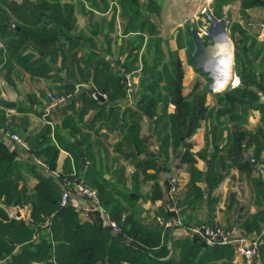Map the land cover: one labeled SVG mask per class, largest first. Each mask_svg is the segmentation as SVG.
I'll list each match as a JSON object with an SVG mask.
<instances>
[{
    "label": "trees",
    "instance_id": "trees-1",
    "mask_svg": "<svg viewBox=\"0 0 264 264\" xmlns=\"http://www.w3.org/2000/svg\"><path fill=\"white\" fill-rule=\"evenodd\" d=\"M35 1L32 4L29 0H0V70L5 71L6 82L11 84L12 76L20 72L32 78H51L54 66L61 61V69L74 78V82H69L67 86L69 91H74L77 84L75 79L79 77V85L92 84L93 90L106 94L107 99L105 103H100L92 96V91L82 92L81 111L76 116L73 115L76 102L73 100L62 112L60 127L55 129L58 147L48 138L51 127L47 126L37 139L38 146L33 148L29 145L32 155L23 162L18 160V157L21 158L20 150H11L0 137V264H168L163 263L160 256L153 252L157 247H164L161 237L163 229L146 227L136 219L131 211L132 207L129 210L118 198L120 192L116 191L115 185L117 187V183L123 182V177L115 183L106 180L104 175L109 168L107 169L103 159L95 154L91 144H86L81 139L74 141V136L77 132L81 133L78 126H90L93 130L95 126H101L113 131L119 127L126 130L122 133V141L114 146V150L142 153L144 146L141 131L143 117H147L154 121L158 129L162 149H166L169 145L167 142L172 139L176 153L181 142L191 138L198 130L199 126H188V120L195 112L196 101H192L191 97L183 100L180 121L175 115L166 114L169 103L177 104V97L172 92L170 100H164L160 91L161 81L165 79L158 74L160 60L164 56L162 50L157 58H152L151 64L143 61L141 95L136 100L135 110L122 109L120 102L127 98L123 75L116 72L100 52H85L82 45L84 38L71 34L77 23L75 6L67 2L61 3L60 0ZM132 1L136 7L137 1ZM218 1L220 8L223 3L234 0ZM128 11L135 12L129 13L132 17L129 25L137 24L142 17L140 11L133 8ZM214 15L221 19L219 12H214ZM139 29L141 32L147 29L149 34L150 29L151 33L153 31V25L145 19ZM236 32L232 33L231 39L236 48L235 63L241 85L221 95L218 109L212 113L215 126L210 128L206 138L211 141L213 150H206L205 158H209L206 171L201 172L195 166L191 145L186 144L181 155L182 163L188 166L192 176V187L198 189V182L206 184L211 207L217 203L212 198L214 190L234 167L250 176L260 164L264 165V49L260 47L253 50L255 39L241 31L238 37ZM191 36L193 38L192 33ZM207 38L210 39L208 36ZM143 40L140 37L129 52L124 64L128 73L135 69L139 61ZM157 41L154 46L161 51V41ZM250 49L253 50L252 56ZM170 83L172 82L168 83L169 87H172L173 83ZM1 93L0 89V106H3ZM160 108L162 113H159ZM256 109L262 114V126L252 132L247 126L248 116ZM91 110L95 111V115L86 125L85 116ZM163 117L170 118L174 123L168 135L165 132L167 126L159 125ZM230 122L235 126H226ZM13 125L14 120H9L0 109V127L13 132ZM74 127L77 128L75 131ZM94 131L100 133L99 129ZM60 149L70 153L80 168L81 153L88 157L90 164L86 170L75 176L97 190L101 205L111 219L118 223L122 233L113 234L109 228L104 227L95 211L89 212L94 221L88 222L81 220V211L60 206L63 193L60 178L54 174H46L34 161L35 158L39 159L54 172ZM249 150L252 155L246 158ZM150 165L155 167L151 159L138 166L143 170L146 180L154 176L146 172ZM61 175L70 176L72 173ZM30 176L37 180L33 188L28 186ZM254 182L261 188L263 194H260V198L264 199V179L260 176ZM10 209H14L13 213L25 210L27 217H12ZM254 218L242 223L244 232L261 230L264 216ZM128 239L131 241L128 242ZM169 264H175V261L171 260ZM177 264H188L187 258H181Z\"/></svg>",
    "mask_w": 264,
    "mask_h": 264
},
{
    "label": "crops",
    "instance_id": "crops-1",
    "mask_svg": "<svg viewBox=\"0 0 264 264\" xmlns=\"http://www.w3.org/2000/svg\"><path fill=\"white\" fill-rule=\"evenodd\" d=\"M136 1L138 5L135 7L132 0H74L77 20L74 35L82 38L79 34H83L84 41L82 45L85 52L91 50L100 52L105 59L110 61L114 70L123 75L125 88L128 75H131L134 83H137L140 73L143 71V62L141 63L140 58L133 71L128 73L124 68L129 52L133 49L126 50V38L143 33L139 29L142 22L129 25L132 20L129 13L133 12H129L128 9L133 8L135 10L142 7L143 0ZM164 4V1L161 0H154V2L146 0L144 10L147 15L144 20L151 19L159 11H165ZM177 8L178 5L174 9ZM96 34L99 36V41L102 42H98L101 49L94 43ZM89 46H93V48L89 49ZM61 65V61H59L58 67L61 68ZM64 73L67 74L66 70ZM67 77L68 82L61 83L52 80H56L55 78H32L30 75L20 72L18 75H13L11 78L12 83L8 84L5 80V71L0 70L1 98L4 102L0 109L6 113L9 120H14L11 129L24 139L28 147L29 145L33 148L38 146L37 139L47 126L51 127V134L48 135V138L52 139L58 147L55 140V129L60 127L62 112L66 105L73 100L76 101L74 105V116H76L82 109L80 94L92 91L94 97V93L97 92L93 90L92 84L79 85L80 78L77 77L74 91H70L66 98L60 91L63 89L69 91L67 87L69 82H74L73 77L68 76V74ZM65 84L66 86H64ZM48 90H54L57 94L46 92ZM97 93L101 95V93ZM49 94L61 98L64 100L63 103L57 107L52 106L48 97ZM126 94L125 101L120 102L122 109L135 110V103L138 99L135 97V92L134 96L132 93L131 99H129L127 90ZM94 115V110L89 111L85 116L84 123L88 125ZM78 127H80L79 131L81 133H76L74 141L81 139L85 140L86 144L92 145L95 154L100 156L107 169L109 168V171L104 175L106 180L115 183L116 180L119 181L123 177V182L117 183V187L115 185L116 191L120 192H118L119 201L129 210L132 207L131 211L142 225L155 228L161 227L164 220L179 219L182 222L183 226L161 236L164 247H157L153 250L154 253L160 256L163 263L168 262L169 264L173 260L177 264L181 258L183 260L187 258L188 264H244V259L238 254L236 244H224L214 247L204 246L197 239H193L186 230V227L217 225L230 234L257 236L261 241L259 264H264V223H261L260 231L247 233L241 227L245 221L260 215L264 216V199L260 198V194L262 195L263 192L254 182L260 176L264 179L263 164H260L256 168L257 170L251 172L250 176L243 174L238 167H234L219 187L214 190L212 198L216 199L217 203L211 207L209 206L206 184L198 182V189L192 187V176L188 166L182 163L181 157L185 151V145H191L190 151L196 160L195 166L201 172L206 171L209 163V158H205L207 157L206 150L209 148V151H212L213 147L211 141L205 137L203 126L198 128L191 138L185 142L183 141L182 151L179 152L180 144L176 153L173 149L172 139L167 142L168 147L162 149V141L159 139L156 126H142L141 138L144 146L142 153L130 150L116 152L114 150V146L122 141L126 129L117 127L113 131L107 127L95 126L94 130H100V133H96L93 129H90V126ZM257 127L248 126L252 131L256 130ZM75 129L77 128L74 127V131ZM165 132L168 135L171 132V126H167ZM3 142L11 150L16 148L10 142ZM18 150H20L21 155L18 160L22 162L32 155L31 149L28 151L18 148ZM251 155L250 150L246 158L251 157ZM80 158L82 162V157ZM263 158L264 156H262ZM84 159L86 165L83 166L81 163L82 167L80 168L78 162L70 153L60 149L55 163V172L59 174H83L90 164V160L86 155H84ZM150 159L155 167L150 165L146 172L148 175L154 176L146 180L143 170L139 169L138 166ZM178 171L181 172L179 184L172 203L169 196L170 182ZM44 172L48 174L46 171ZM29 178L28 186L33 188L37 180L34 176ZM81 204L82 207H86L87 201L81 200ZM85 211L87 210L85 209ZM89 214L82 211L81 220L93 222L94 220ZM14 215L17 216L18 212H15ZM25 217L26 215L22 216L21 214L20 217L17 216V219Z\"/></svg>",
    "mask_w": 264,
    "mask_h": 264
},
{
    "label": "rangeland",
    "instance_id": "rangeland-1",
    "mask_svg": "<svg viewBox=\"0 0 264 264\" xmlns=\"http://www.w3.org/2000/svg\"><path fill=\"white\" fill-rule=\"evenodd\" d=\"M29 1L32 2V4L36 3L35 0ZM152 1L154 2V0ZM161 1H164L165 3V11H159L157 15H154L151 19H147L153 25L152 33L149 32L148 34L146 29L140 35V37L144 38L141 50L139 52L140 61L142 63L144 60H146L147 64L149 65L151 64V61H153L152 58H157L163 50L164 56L162 60H160L161 63L158 67V74L162 75L165 79L161 81L160 91L163 94L162 96L164 100L169 101L172 92H174L177 97V104L172 105L169 103L166 114H173L180 121L181 116L183 115L182 102L183 100L191 97L192 101H196V107L191 119L188 120V122H190L188 126H199L198 128L203 126L206 137L209 129L212 128V126H215V119L212 113L218 109L220 96L226 94V92L232 88L241 85V81L237 76L238 67L235 63L236 48L234 47V43L231 39L232 33L237 31L238 37L240 36L241 32L250 34L251 38H254L256 41V45L254 46L253 50L259 49L260 47L264 49V0H234L232 2L223 3L220 8L218 7V0ZM59 2H67L68 4L74 5V0H60ZM141 4L142 7H138L136 9L139 10L140 14L142 15L137 24L143 22L145 16L147 15L144 10L146 0H143ZM177 5L178 8L174 9L177 7ZM214 12H219L221 19L227 20V33L228 39L232 44L233 57L231 74L234 81L237 80L238 83L235 85L233 84L234 82H232L224 90L216 89L215 91L213 88L216 85L217 78L212 76L213 71L209 70L208 72H205L203 68H197L196 64H192L190 62V54L193 51V38L191 36V30H198L206 45L213 44V41L207 38L205 29L210 26V22L206 17V13L214 14ZM134 13L135 12L132 14ZM71 34L74 35V30L71 31ZM79 35L83 37V34ZM98 38L99 36L96 34L94 43L98 48L101 49V46L98 42H102L99 41ZM139 38L138 35L126 38V50L134 48ZM158 39L161 41L159 46L161 51H158L156 46H154L156 45V42H158ZM91 48H93V46H89V49ZM253 50L251 51L250 49V56H252ZM175 62L177 66H175ZM143 71L140 73L138 82L133 84L136 98H139L141 95V79L143 77ZM64 72L65 70L61 69L58 67V64H56L54 66V72L51 75L54 76L51 78H55L56 80H52L61 83L68 82L69 79L67 74ZM167 82H172L173 84L170 83L172 84V87H169L170 85ZM64 86H66V84ZM46 92H52L54 95L57 94L54 90H48ZM60 93L66 97L70 94V91L63 89L60 91ZM59 100L62 99L59 98ZM47 104L50 105L49 102H47ZM159 113H162L161 108ZM162 120L163 121L159 122L160 126H174V123L172 124L170 118L163 117ZM261 120V112L258 109L253 110V112L248 116L247 126H262ZM143 126H155V123L150 118L143 117ZM226 126L235 125L230 122L226 124ZM241 126L246 125L241 124ZM248 130L252 131L250 128ZM243 174H245L244 171ZM18 211V213L22 214V216L26 215L27 217L25 210ZM13 212L14 209H10L12 217L16 218L17 216L14 215Z\"/></svg>",
    "mask_w": 264,
    "mask_h": 264
},
{
    "label": "built area",
    "instance_id": "built-area-1",
    "mask_svg": "<svg viewBox=\"0 0 264 264\" xmlns=\"http://www.w3.org/2000/svg\"><path fill=\"white\" fill-rule=\"evenodd\" d=\"M134 81L131 75L127 76L126 80V90L129 95V99L132 97L134 91ZM102 98L107 99L106 94H101ZM52 106H59L63 103L64 100H59L53 94L48 95ZM0 137L3 141L10 142L18 149L30 150L27 144L24 142V139L17 133L6 130L0 127ZM35 164L41 167L44 171L50 174H54L57 178H60V185L62 187L63 193L60 201L61 207H71L78 211H84L86 214L89 212H97L102 221V225L106 228H109L113 234L122 233L121 227L118 223L111 219L110 215L101 205L99 195L96 189L88 186L84 181L78 179L75 174L70 176L61 175L58 172H53L49 167L41 162L39 159H34ZM180 173L170 182L169 196L170 200L173 203L175 199V193L177 192ZM81 200L87 201V206L82 207ZM85 209L87 211H85ZM183 226L182 222L179 219L170 220L167 222L161 223V228L163 229L164 234L171 233L175 228ZM189 235L193 239H197L201 243L207 246H217L224 244H236L237 251L240 256L244 259V264H259L260 260V244L261 241L257 236L242 235V234H230L227 233L220 226L213 225H200L195 227H186ZM131 239H128L130 242Z\"/></svg>",
    "mask_w": 264,
    "mask_h": 264
},
{
    "label": "water",
    "instance_id": "water-1",
    "mask_svg": "<svg viewBox=\"0 0 264 264\" xmlns=\"http://www.w3.org/2000/svg\"><path fill=\"white\" fill-rule=\"evenodd\" d=\"M206 17L208 21L210 22V26L205 29L206 35L213 41L216 40L217 37H219L222 33L225 34L228 42V47H229V54H231V49H232V44L228 39V33H227V20L226 19H220L214 14L211 13H206ZM20 29V28H18ZM191 33L193 35V51L190 54V62L192 64H196L197 68H203L205 72H208L209 70H206L205 65L209 62L212 61L213 59V53L214 50L210 47V45H206L196 29H192ZM212 45V44H211ZM215 61H213L214 63ZM211 65V64H210ZM209 65V66H210ZM94 98L99 101L100 103H105L106 99L102 98L100 94L97 92L94 93ZM184 142H181V146L179 148V152L182 151L183 149ZM82 157V165H86V161L84 159V154H81ZM17 216H21L20 213H18Z\"/></svg>",
    "mask_w": 264,
    "mask_h": 264
},
{
    "label": "clouds",
    "instance_id": "clouds-1",
    "mask_svg": "<svg viewBox=\"0 0 264 264\" xmlns=\"http://www.w3.org/2000/svg\"><path fill=\"white\" fill-rule=\"evenodd\" d=\"M210 47L214 50L213 59L205 65L206 70L209 68V65L212 64L213 61H215L217 65V73H222V71L226 69L229 70L230 73V68L232 64L231 54H229L227 57L223 55V53L228 48V42L225 34L222 33L219 37H217L214 43L210 45ZM229 78H231V73ZM213 90H216L215 86Z\"/></svg>",
    "mask_w": 264,
    "mask_h": 264
},
{
    "label": "bare ground",
    "instance_id": "bare-ground-1",
    "mask_svg": "<svg viewBox=\"0 0 264 264\" xmlns=\"http://www.w3.org/2000/svg\"><path fill=\"white\" fill-rule=\"evenodd\" d=\"M223 55L225 57H227L229 55V47L227 48V50L223 53ZM231 58L233 61V57H232V49H231ZM232 67V64H231ZM217 65L216 63L212 64L209 66V68L207 70L213 71L212 76H215L217 78V82L215 85V88L218 90H224L230 83L234 82L233 84H238L237 80L234 81V79L232 78V74H231V78H229L230 73H231V68H230V73L229 70H223L222 73H217L216 71Z\"/></svg>",
    "mask_w": 264,
    "mask_h": 264
}]
</instances>
